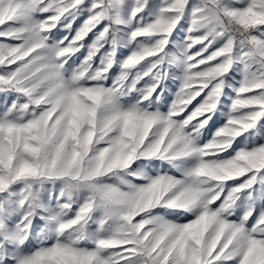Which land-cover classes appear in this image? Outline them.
<instances>
[{
    "label": "snow or ice",
    "instance_id": "6c2138e0",
    "mask_svg": "<svg viewBox=\"0 0 264 264\" xmlns=\"http://www.w3.org/2000/svg\"><path fill=\"white\" fill-rule=\"evenodd\" d=\"M0 264H264V0H0Z\"/></svg>",
    "mask_w": 264,
    "mask_h": 264
}]
</instances>
